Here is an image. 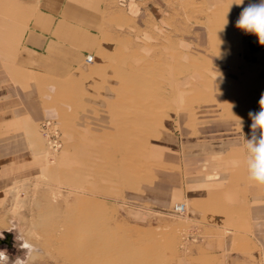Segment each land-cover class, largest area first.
Returning <instances> with one entry per match:
<instances>
[{
  "label": "rangeland",
  "instance_id": "1",
  "mask_svg": "<svg viewBox=\"0 0 264 264\" xmlns=\"http://www.w3.org/2000/svg\"><path fill=\"white\" fill-rule=\"evenodd\" d=\"M6 2L14 11L0 9V17L10 21L39 6ZM238 2L63 0L69 37L93 46L67 76L30 74L17 96L22 106H0V250L9 264L24 257L23 243L35 247L28 264H58L56 248L54 256L29 241L40 237L34 216L54 196L89 199L100 246L128 245L96 264H222L223 244L236 232L222 227L220 210L195 218L190 187L214 177L221 152L236 158L252 136L248 113L260 111L264 45L240 29L234 52L214 36L231 39L243 8L260 0ZM14 69L0 61V83L20 87L12 76L23 73ZM141 105L146 122L133 114Z\"/></svg>",
  "mask_w": 264,
  "mask_h": 264
},
{
  "label": "crops",
  "instance_id": "2",
  "mask_svg": "<svg viewBox=\"0 0 264 264\" xmlns=\"http://www.w3.org/2000/svg\"><path fill=\"white\" fill-rule=\"evenodd\" d=\"M8 4L6 0H0L2 12L14 11V5ZM62 4L63 0H39V6L29 10L24 21L0 17V61L16 64L21 69L14 71L27 74L16 78L13 72L14 84L20 87L0 83L1 107L22 106L17 96L25 92L30 74L67 76L78 66L85 49L93 46H80L74 38L69 37L68 18L66 22L63 21L66 6L62 9ZM19 7L16 13L25 15V11ZM17 27L20 29H13ZM15 112L12 117L16 116ZM18 144L16 141L8 147L12 149ZM211 146L217 148L213 143ZM221 153L220 170L214 177L206 174L204 181L195 180L194 186L190 187L191 213L195 214V218L202 214L211 218L213 212L220 210L221 216L215 217L221 220L222 227L227 225L236 232L235 237L228 235L223 244L222 264H264V185L249 179L245 144L231 161L228 149Z\"/></svg>",
  "mask_w": 264,
  "mask_h": 264
},
{
  "label": "bare ground",
  "instance_id": "3",
  "mask_svg": "<svg viewBox=\"0 0 264 264\" xmlns=\"http://www.w3.org/2000/svg\"><path fill=\"white\" fill-rule=\"evenodd\" d=\"M230 24H226V26L234 25V24H231V25ZM226 26L222 25V27H225V28ZM213 27L217 29L216 26H213ZM213 27H211V30L213 29ZM224 32H226L225 29H224ZM224 32L222 33L224 34ZM241 33H242V30H240L237 27V31L231 39L227 38L226 35H223V36L217 35V33H215L214 36L216 39V43L218 45H220V43H223V42L224 43L229 42L231 46L233 47V49L235 50L234 52H236V49L238 48V46L241 45L240 41L244 39V38H241ZM91 60L92 61L94 60L93 56H91ZM237 71L238 70H236V73ZM222 73H225V72H222ZM191 79L187 78L181 82L186 84L187 82H190ZM197 79H200V78H197ZM176 87L177 86H175V89H177ZM139 97L142 98L140 94H139ZM157 97L159 98V96ZM238 102L239 101H237L235 105H239ZM146 107L147 106L145 105L144 106L141 105L140 107H137L133 111V114L136 120L145 121L147 116H146V112L144 108ZM54 199L55 200L48 198L47 200H45L42 206V209L45 208L46 213H42V212L40 213L41 219L40 218L38 219L36 215L34 216V220L32 221V223L34 222V224L37 225L38 234L40 237H36L35 239L29 238V241L33 242L35 245L41 246L47 252L55 250L54 248H56L57 252L59 253H58V256L56 257L57 261L55 260V257L53 258L55 263L58 262V264H67V263L68 264H96L98 261L103 260L104 257H109L111 255L118 256V255H121L123 252L128 253L127 252L128 245L124 241L118 242V241H114L110 239L108 242L105 241L106 244L104 245V247L100 246V239H99V235L97 232L96 223L94 220V215L89 212L91 209H94L95 203L91 202L89 199H83L81 197L78 202H70L69 200H66V199L59 201V198L57 196H54ZM38 207H39V211H41V205ZM62 208H65V209L62 210ZM185 210H186V205H185ZM33 248L35 249V247ZM52 254H53V251H52Z\"/></svg>",
  "mask_w": 264,
  "mask_h": 264
},
{
  "label": "clouds",
  "instance_id": "4",
  "mask_svg": "<svg viewBox=\"0 0 264 264\" xmlns=\"http://www.w3.org/2000/svg\"><path fill=\"white\" fill-rule=\"evenodd\" d=\"M236 4H243V0H239ZM236 23L239 29L256 35L259 44L264 45V0L244 7ZM259 105L260 111L248 113L252 119V136L250 139H245L246 166L249 179L259 185H264V94L260 97ZM257 131H259V136H257ZM21 247L26 249L24 257H17L12 264H28L34 249L26 248L24 243ZM0 264H9V257L4 250H0Z\"/></svg>",
  "mask_w": 264,
  "mask_h": 264
},
{
  "label": "built area",
  "instance_id": "5",
  "mask_svg": "<svg viewBox=\"0 0 264 264\" xmlns=\"http://www.w3.org/2000/svg\"><path fill=\"white\" fill-rule=\"evenodd\" d=\"M87 60H88L89 62L92 61V60H91V56H88V57H87ZM175 210H176L177 212H179V213L184 212V211H185V205H184L183 203H178V204H176V206H175Z\"/></svg>",
  "mask_w": 264,
  "mask_h": 264
}]
</instances>
